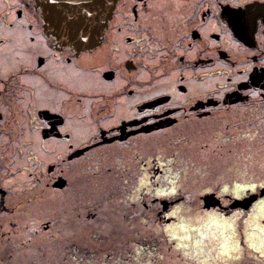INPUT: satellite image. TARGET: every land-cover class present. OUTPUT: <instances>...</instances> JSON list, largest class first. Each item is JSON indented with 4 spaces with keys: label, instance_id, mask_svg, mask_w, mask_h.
<instances>
[{
    "label": "flooded vegetation",
    "instance_id": "flooded-vegetation-1",
    "mask_svg": "<svg viewBox=\"0 0 264 264\" xmlns=\"http://www.w3.org/2000/svg\"><path fill=\"white\" fill-rule=\"evenodd\" d=\"M177 1L187 13L182 23L186 31L163 40L154 25L137 19L135 7L145 5L147 0H116L108 24L109 38L114 50L123 47L128 56L104 58L88 56L92 51L77 53L45 35L35 0H0L1 53L5 55L7 45L13 41L7 32L24 30L30 41L29 56H0V236L8 237V248L16 241L13 237L23 233L26 240L16 243L17 247L25 244L27 250L29 246L39 250L37 240H33L38 230L20 217L26 213L18 212L22 211L21 195L28 181L34 183L42 198L53 190H63L72 165L80 161L85 172L88 167L84 163L90 153L102 161L114 159L116 166L108 165L97 178L105 181L107 189L122 190L111 191L107 199L122 202L124 219L144 222V229L150 226L152 216L153 222H160L156 226L160 227V236L165 243L170 242L168 249L178 255L181 264H264V217L258 220L263 223L261 229H253L255 236L250 235L255 247L247 243L246 231L231 233L223 224L229 214L239 219L246 212L256 213L264 197L254 199L253 203L258 201L255 206L244 211L246 208L237 206V200L245 195L225 192L217 196L209 191L219 201H230H216L217 208H213L218 212L207 228L188 226L180 212L170 215L176 205L198 201L187 191L190 183L183 174L197 157L209 158L211 150L201 147L214 144L211 148H216L225 141L236 147L250 132L264 134V0ZM169 69L178 71L174 92L151 93L156 78L165 76L155 73L163 70L168 74ZM140 73L149 78L139 77ZM210 80L211 87L197 91H191L187 84ZM93 81L98 89L88 87L94 85ZM201 122H207L208 128L201 131L208 135L197 138L200 150H188L191 143L187 135H180V130L193 132ZM169 133L166 144L170 153L158 154L157 150H164L157 148L154 155L152 136ZM231 151L235 152H227ZM251 151L260 153L259 149ZM176 152L187 156L183 159L181 153L182 157L177 158ZM127 155L129 161L121 165L116 161ZM90 168L97 170L99 165L94 163ZM95 170L91 169L90 174ZM157 178H162L163 186ZM241 187L239 191L251 190L247 184ZM102 206L99 211L103 212L96 215L103 223L108 221H104L107 211L113 209ZM48 221L53 226L54 221ZM165 225H175L178 230H165ZM189 232L192 239L176 243L180 234ZM208 241L215 245L209 251L211 259L215 256L218 260L204 257L203 246ZM165 243L156 246L137 238L130 246L118 244L107 250L98 247V253H94L97 264H166L162 258ZM225 243L230 253L225 254L221 247ZM19 254L28 255L23 251ZM5 256L0 262L10 264L12 251ZM36 257L32 256L33 261ZM43 259L42 255L36 263H44Z\"/></svg>",
    "mask_w": 264,
    "mask_h": 264
},
{
    "label": "rangeland",
    "instance_id": "rangeland-1",
    "mask_svg": "<svg viewBox=\"0 0 264 264\" xmlns=\"http://www.w3.org/2000/svg\"><path fill=\"white\" fill-rule=\"evenodd\" d=\"M181 6L182 4L177 0H147L145 5L139 8L136 6L135 12L139 21L144 23L150 22L157 28L158 32H156L158 35L160 34L163 40H170L176 38L183 31H186L182 23L187 13H184L185 10ZM148 15L149 18H147ZM181 15H183V18ZM7 35L12 36L13 41L11 44L7 45L5 55L0 51V56H14V54L29 56L27 46L30 41L29 34L26 31L19 30L18 32H7ZM122 50L123 47H121V50L119 48L114 50L113 44L109 38L107 26L104 30L102 42L92 50L88 56H104V58L105 56H128L125 50ZM157 72L158 73H155V75H165L166 77L163 76L161 80L156 78L157 80L154 82V87L153 85L151 86V93L155 94L163 91L174 92V84L176 78H178V71L169 69V75L167 73L165 74L163 70ZM139 75V77L145 79L149 78V75L146 74L140 73ZM61 78H63V76H61ZM212 83L213 80L207 81V83H195L190 81L187 84L191 91H197L211 87ZM89 86L98 89L97 82H94V85L88 84V87ZM206 123L207 122H201L200 126H196L193 132L189 131L187 133V131L180 130V135H187V142L191 143L190 147L187 148L188 150L193 148L200 150L199 145L201 141H199L198 144L197 140L201 135H208V133L204 132L203 134L201 131V128H208ZM163 129L164 127L161 128V130ZM197 135L198 137H196ZM170 137V133L166 135H156L155 137L152 136L150 139L151 152L154 153L155 150L159 148L164 151L157 150L159 152L158 154L161 152H163V154H165V152L170 153V148L167 147ZM231 139L233 141V138ZM226 142L227 141L223 142L220 146L215 145L216 148H211L214 144L201 147V149L211 150L209 158L197 157L190 163L189 168L184 171V180L186 183H190L188 184L189 187H187V191L191 195H195L198 201H193L191 204L182 203V205H176L172 213H174V211L176 214L180 212L179 216L185 218V223L188 226H193V228H201L204 226L207 228V226L213 223V218H215L214 216H216L218 212L217 209L215 210L217 204L213 206L215 208H205L203 198L207 195H213V203H216L217 200L219 201L220 198H216L214 193H208L209 191L213 190L217 196H223L225 192L232 195H234L233 193L239 194V196L245 195L241 199L242 201L237 204V206L245 207L246 210L244 211H250L249 207L251 205H253V207L255 206L258 201L253 203L254 199L264 197V134L255 135L250 132L246 135V138H242L241 142L238 143L236 147V144H225ZM228 149L235 150V152H227ZM253 149H259L260 153H253L251 151ZM181 151H183V149ZM181 153L183 152H176V156L179 158L183 155L184 159L187 154L183 153L181 155ZM129 155H127V157L125 156L123 159L122 157H118L116 161H119V164H123L124 161H129L127 160ZM49 158L53 159V156ZM189 159L192 160L190 157ZM210 159L212 161L208 163ZM206 161L208 164H206ZM183 162L187 165L189 164L187 161ZM94 163L99 165L97 170L90 168ZM80 165H82L80 161L72 165L70 174L67 178L68 184L65 189L53 190L52 194L45 195L43 198L36 192L34 183L28 181L21 195L23 198L22 211L19 210L18 212L19 214L20 212L26 213V216L20 215V217L25 222L33 223V227L38 230L37 236L33 237V240H37L35 243L39 244V250L36 252V247L31 248V246H29L27 250L25 244L21 248L19 246L17 247L20 240H26L23 233H20V235H18L19 237H13L16 241L12 248H8V237L0 236V261L5 260L4 257H6L7 251L11 250L12 259H9L11 262L10 264H31V262L37 264L36 262L41 261L42 255L44 256V263L41 264H97L98 258H96L94 251L98 253V247L105 248L106 250L110 249L111 246L114 248V246L118 244L126 247L130 246L133 240L141 237L146 238L152 245L163 246L165 242L162 236H160V227H156L160 222H155L156 219L153 222V216L149 224L150 226L145 228V230L143 228L144 222L124 219V216L121 215L122 208H124L121 204L122 202L116 203V201H109L107 199L111 191H118L120 188L107 189L105 181L99 182L97 178L103 174V169L107 168L108 165L116 166L112 157L111 159L106 158L102 161L99 156L89 153V155L86 156V163H84V165L88 167L85 172H82ZM243 165H246L245 169ZM91 169L95 170L94 174L91 173L92 175L90 174ZM161 179L157 178V181H160V185L163 186ZM22 180L26 181L25 176H22ZM244 182L251 188L250 192L252 193L239 191L242 189V185L246 186ZM165 186L163 188H165ZM226 188L228 191H225ZM121 191L122 190H119L120 193ZM252 197V201L246 200ZM221 200L222 201H219L221 202L220 204H226V202L230 201L224 198ZM103 204H106L105 208L108 207L113 210L110 212L107 211V218H105L104 221H108L102 223L101 220L103 219L101 216L96 215V212H103L99 211V208ZM103 208L104 205L102 206V209ZM182 208H185V210H181ZM126 210L127 209H125V211ZM104 212H106V210ZM261 217H264V208L256 210V213L246 212V214L241 215L239 219L229 214L228 219L223 221V224H226L227 230L231 231V233L232 231H242L243 233L246 231L247 243L254 245L255 242L252 236H255V230L258 231V229H261L260 225H263V223H259L258 221ZM48 220L54 221L53 226ZM217 222H220V220H217ZM42 224L44 228H42ZM47 224L49 225L48 229ZM174 226L175 225H165L164 227L165 230L168 229L169 231L178 230L177 226ZM253 229L255 230L253 231ZM112 231L113 233L110 235ZM146 233L148 235H146ZM191 235V232L185 235L180 234L176 239V243L188 242L192 239ZM47 243L49 245L46 246ZM166 243L164 256H162L164 262L166 264H181L182 261H180L178 255L168 249L170 242L168 241ZM211 243L212 241H208V244H204L203 246L205 250L204 257L207 259H211L209 251L212 246H215ZM41 245H44L45 248ZM191 245H193V243H191ZM261 247L264 249V242ZM18 248L19 250L15 255V251H17ZM31 249H33L32 252L29 251ZM229 249L230 253L232 250L231 248ZM263 249L262 251H264ZM21 251L28 255L24 256L23 254H19ZM32 256H38V258L36 257V260L33 261ZM202 258L203 257H201V259ZM212 259L218 260V257L213 256ZM0 264L8 263L0 262Z\"/></svg>",
    "mask_w": 264,
    "mask_h": 264
},
{
    "label": "water",
    "instance_id": "water-1",
    "mask_svg": "<svg viewBox=\"0 0 264 264\" xmlns=\"http://www.w3.org/2000/svg\"><path fill=\"white\" fill-rule=\"evenodd\" d=\"M116 0H35L40 9L44 34L60 46L75 52L94 50L102 42ZM156 129V128H153ZM62 188V184H60ZM213 195L203 198L204 207H213ZM252 201V198H247ZM249 205V204H248Z\"/></svg>",
    "mask_w": 264,
    "mask_h": 264
},
{
    "label": "snow or ice",
    "instance_id": "snow-or-ice-1",
    "mask_svg": "<svg viewBox=\"0 0 264 264\" xmlns=\"http://www.w3.org/2000/svg\"><path fill=\"white\" fill-rule=\"evenodd\" d=\"M225 191H228V189L226 188ZM158 195H164V193H157ZM261 207L264 208V201L261 202ZM170 215H174V213H170ZM181 245H178V247H180ZM183 247H187V245H182ZM250 247H255V245L250 244ZM222 248L224 249L225 254H227L230 249L227 247V244L225 243L224 245H222ZM258 251H260V249H257ZM261 254L264 255V251H261Z\"/></svg>",
    "mask_w": 264,
    "mask_h": 264
},
{
    "label": "trees",
    "instance_id": "trees-1",
    "mask_svg": "<svg viewBox=\"0 0 264 264\" xmlns=\"http://www.w3.org/2000/svg\"><path fill=\"white\" fill-rule=\"evenodd\" d=\"M143 237H141L140 239H142ZM146 239V238H145Z\"/></svg>",
    "mask_w": 264,
    "mask_h": 264
}]
</instances>
